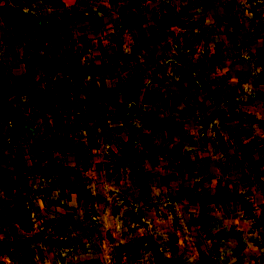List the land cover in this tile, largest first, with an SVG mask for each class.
Masks as SVG:
<instances>
[{"label": "crops", "instance_id": "obj_1", "mask_svg": "<svg viewBox=\"0 0 264 264\" xmlns=\"http://www.w3.org/2000/svg\"><path fill=\"white\" fill-rule=\"evenodd\" d=\"M22 10L44 19L58 45L38 50L37 63L13 36L0 45V263L43 264L19 251L30 233L12 220L18 191L49 193L53 178L34 169L57 164L54 156L77 165L74 152L40 149L37 136L70 132L60 116H96L105 122L76 124L111 133L90 144L94 154L119 151L123 130L126 140L138 135L127 164L181 216L180 241L191 249L182 259L264 264V0H36ZM60 200L53 234L81 221L79 205Z\"/></svg>", "mask_w": 264, "mask_h": 264}, {"label": "rangeland", "instance_id": "obj_2", "mask_svg": "<svg viewBox=\"0 0 264 264\" xmlns=\"http://www.w3.org/2000/svg\"><path fill=\"white\" fill-rule=\"evenodd\" d=\"M33 2L36 0H0V33L3 37L0 36V45L13 37L19 40L27 49V55L31 56L28 63H37L38 59L44 57L38 56V50L58 45V33L50 32L47 25L42 26L44 19L36 22L30 14L22 12L23 8H31ZM2 65L0 62V70L4 69ZM53 72L52 66L48 74ZM58 119L64 127L68 126L70 132L52 131L48 135L37 136L38 140L35 141L41 145L40 149L44 146L47 149V145L55 148L63 145L64 154L68 151L75 153L77 165L70 171L61 167L59 155L54 156L57 164H50L49 161L34 169L53 178L49 193L39 197L35 192L32 195L23 189L18 191L16 198L21 211L15 221L22 220L25 230L30 233L19 251L40 254L43 264H195L181 258L191 251L187 244L180 241L179 232L182 234L184 228L181 216L175 212L172 214L169 204H161V196L150 193L148 179L138 181L140 171L136 163L127 164L126 144L139 139L138 135L130 133L128 136L131 138L126 140V130H123L118 137L123 141L119 151H104L97 155L92 152L90 144L98 140L108 141V134L111 133H99V137H96V133L79 131L76 124L84 120L92 123L94 119L105 122V119L96 116L91 120L87 117L80 121L71 116H60ZM13 125H17V122L14 121ZM16 131L15 128L12 135L11 126L8 131L11 139L15 138ZM27 135L30 137L31 134ZM42 138L47 139V142L42 144ZM112 155L123 164L112 162ZM43 159L48 160V156L44 154ZM92 173H96L95 178ZM69 176L75 179V184L67 181ZM94 182L98 185L95 191L90 187ZM57 187H68L61 192L64 197L60 193L53 197L52 188ZM178 197L182 198L180 195ZM61 198L79 205L81 221L74 223L73 216L66 231L53 234L64 213L53 210L52 205L55 203L63 207ZM173 198L177 199L176 196ZM249 209L245 208V212L250 215L252 211ZM208 217L205 213V216L200 217V222L208 225Z\"/></svg>", "mask_w": 264, "mask_h": 264}, {"label": "trees", "instance_id": "obj_3", "mask_svg": "<svg viewBox=\"0 0 264 264\" xmlns=\"http://www.w3.org/2000/svg\"><path fill=\"white\" fill-rule=\"evenodd\" d=\"M76 17H77V18H80V17H82V15H81V14H77ZM0 106H1V105H0ZM153 122H161V121H160L159 119L154 118V119H153ZM152 151H155V150H152ZM161 152H163V151H161ZM163 153H164V152H163ZM259 163H263V164H264V159L261 160ZM20 211H21L20 202H19L18 199H16V207H15V210H14V213H13L15 219H13V218H14V217H13V218H12L13 220H16V218H18Z\"/></svg>", "mask_w": 264, "mask_h": 264}, {"label": "water", "instance_id": "obj_4", "mask_svg": "<svg viewBox=\"0 0 264 264\" xmlns=\"http://www.w3.org/2000/svg\"><path fill=\"white\" fill-rule=\"evenodd\" d=\"M14 130H15V127H14V126H12V135H13V133H14Z\"/></svg>", "mask_w": 264, "mask_h": 264}, {"label": "built area", "instance_id": "obj_5", "mask_svg": "<svg viewBox=\"0 0 264 264\" xmlns=\"http://www.w3.org/2000/svg\"><path fill=\"white\" fill-rule=\"evenodd\" d=\"M54 162V161H53ZM53 164H56L55 162Z\"/></svg>", "mask_w": 264, "mask_h": 264}]
</instances>
